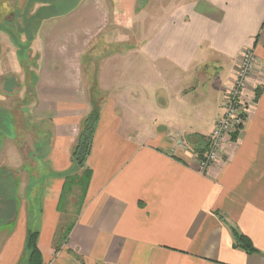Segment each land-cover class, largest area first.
<instances>
[{"label":"crops","instance_id":"1","mask_svg":"<svg viewBox=\"0 0 264 264\" xmlns=\"http://www.w3.org/2000/svg\"><path fill=\"white\" fill-rule=\"evenodd\" d=\"M138 2L78 0L40 22L31 87L36 120L45 125L37 138L47 140L39 154L45 158L35 159L36 145L26 153L0 130V170L19 173L13 209L0 189V264H28L30 204L38 199L45 264H264V0L170 7L139 46L106 57L91 80L86 51L98 38L108 43L119 36L112 15L117 23L126 15L121 23L134 25ZM245 50L254 63L240 98L243 127L202 171L189 137L212 134L200 129L201 119L216 126L221 107L225 113ZM139 97L145 111H161L157 125L153 114L146 116L148 133L132 119ZM95 104L100 119L87 159L92 178L68 242L57 251L63 175ZM232 228L258 252L236 247Z\"/></svg>","mask_w":264,"mask_h":264},{"label":"rangeland","instance_id":"2","mask_svg":"<svg viewBox=\"0 0 264 264\" xmlns=\"http://www.w3.org/2000/svg\"><path fill=\"white\" fill-rule=\"evenodd\" d=\"M77 1L0 0V55L5 56L3 58L5 61L0 65V93L2 94L3 90L7 94H0V130L3 131V135L10 133L8 136L13 140H8L11 143H20L23 151H28L26 153H29L30 149L33 150L32 146L34 147L37 144L39 141L37 138L41 136L40 129L45 126L44 122L36 120L33 110L34 91L31 87L32 80L30 81L31 77L27 73L28 71L33 74L36 73L38 59L36 37L39 24L46 17L66 11ZM190 1L193 0H139L134 25H124L121 23L123 19H126V15H120V17H123L120 23L115 22L112 15L111 20L113 22L111 26L114 30L115 26L119 28V36L113 40L114 42L108 43L106 42V37L98 38L86 51L83 62L86 73L91 75L90 79L94 81V75L98 69H101L100 66L103 65L106 57L114 53L126 54L130 48L139 46L144 40L145 35L149 32L150 27H153L156 22L160 21L162 12H165L170 7ZM16 53L23 54L24 59H15ZM16 61H18L19 65ZM122 62L123 65H128V61L124 60ZM140 79L145 80L144 76H140ZM138 95L142 96L140 93ZM209 97L206 103L212 105L214 96L210 95ZM141 98L139 97L141 102L134 111L132 119L135 118V122L138 123L139 127L148 133L150 128L144 124H147L150 120H146V116L153 114L155 117L154 123L157 125L160 122L158 117L161 111L159 107L145 111ZM159 103L160 100L158 98ZM205 109L211 110L210 106ZM221 111L223 113L221 117H223V107H221ZM1 112L4 114L2 115ZM10 123L12 130L8 127ZM204 123L205 120L201 119L202 126L200 129L204 133L208 132L209 135L214 131L216 126H211L212 123ZM181 143L185 144L183 141ZM191 145L193 146V144ZM42 146L45 147L46 145L42 143ZM186 147L189 148L190 145L186 144ZM195 154L197 156L196 152ZM18 174L16 171L0 170V189L5 188L4 191L8 196H4L9 198L10 210L11 208L13 209L12 202L17 195H13L12 190L15 183L7 181V184L6 177H12L13 180H17Z\"/></svg>","mask_w":264,"mask_h":264},{"label":"trees","instance_id":"3","mask_svg":"<svg viewBox=\"0 0 264 264\" xmlns=\"http://www.w3.org/2000/svg\"><path fill=\"white\" fill-rule=\"evenodd\" d=\"M18 55L21 60L24 59L23 54L18 53ZM27 73L31 77V84H33L36 80V77L29 71ZM1 114L3 115L4 113L1 112ZM99 119V108L95 104L92 112H90V114H88L81 122V128L77 138V142L72 151V168L70 171L63 175L64 185L58 202V210L60 213H62L63 221L54 240V246L57 251L60 250L61 247L68 242L69 235L81 213L86 200L88 187L92 178V169L87 165V159L92 150L93 140ZM209 140V137L198 134H194L189 137V143L193 144L194 148L196 146V150L194 149V151L197 153V158L201 159L205 152L208 150L210 143ZM42 143L43 145H46L47 140H41L36 144L34 154L35 159L45 158V154L39 157V154H42L45 148L44 146H42ZM3 169L5 171H8V169L6 168ZM7 181L10 183H15V186L13 188L15 190L18 185V180H13L12 177H6V182ZM29 216L30 225L25 244V249L28 253V264H45L42 252L38 247L41 218V207L39 204V199L30 204ZM232 233L236 241V247L244 249L249 253L258 252L252 241L247 236L243 235L235 228H232ZM75 255H77V257L80 259V256L78 254L75 253Z\"/></svg>","mask_w":264,"mask_h":264},{"label":"built area","instance_id":"4","mask_svg":"<svg viewBox=\"0 0 264 264\" xmlns=\"http://www.w3.org/2000/svg\"><path fill=\"white\" fill-rule=\"evenodd\" d=\"M253 63L254 56L251 50H245L241 53L235 85L226 94L224 116L217 121L214 131L209 136V148L199 159V166L202 171H207L209 166L219 159L226 138L238 136L243 127L246 106L241 104L240 98L249 81Z\"/></svg>","mask_w":264,"mask_h":264}]
</instances>
